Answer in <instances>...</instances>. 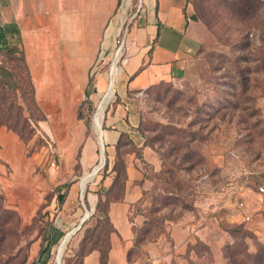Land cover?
<instances>
[{
    "label": "rangeland",
    "instance_id": "1",
    "mask_svg": "<svg viewBox=\"0 0 264 264\" xmlns=\"http://www.w3.org/2000/svg\"><path fill=\"white\" fill-rule=\"evenodd\" d=\"M184 1L207 33L194 67L175 81L171 93L162 89L158 94L143 91L137 96L146 143L153 149H144L142 161L134 158L150 184L132 212V222L138 238L150 229L147 240L157 242L151 254L158 258L154 264H264V191H259L264 187V49L249 37L251 33L264 35V0H257L254 16L247 23L220 0ZM198 13L210 28L198 19ZM119 46L111 45L105 58L92 64L74 107L69 106L75 88L64 94L69 110L52 107L47 94L42 98L47 108L42 109L36 97L32 102L34 84L23 62H9L15 91L0 90V94L5 105H11L12 114L21 109L29 125L18 136L0 128V207L19 215L11 237H5L6 226L0 224V264H55L61 239L38 261L46 230L51 226L65 234L83 216L80 186L98 165L100 153L93 115L107 92L111 59ZM47 48L45 43L33 47L37 60L48 53ZM120 50L117 68L124 60ZM117 75L102 114L103 143L106 117L117 97ZM169 127L181 133L165 136ZM160 136L165 138L156 141ZM168 139L176 142L174 147L181 146L175 155H168L172 147L166 144ZM183 144L193 151L189 162L179 160L185 153ZM130 149L123 147L118 155L123 157ZM104 153L83 195L89 211L97 193L110 182L109 178L101 181L112 161L105 144ZM164 179L168 183L165 191L160 185ZM60 194L64 195L62 204ZM164 202L167 207L162 209ZM165 219L168 223L163 231ZM83 224L68 241L60 264L80 260L81 240L88 227ZM131 257L150 264L140 247Z\"/></svg>",
    "mask_w": 264,
    "mask_h": 264
},
{
    "label": "crops",
    "instance_id": "2",
    "mask_svg": "<svg viewBox=\"0 0 264 264\" xmlns=\"http://www.w3.org/2000/svg\"><path fill=\"white\" fill-rule=\"evenodd\" d=\"M206 33L184 0H0V47L23 53L42 109L47 108L42 104L45 94L55 109L74 107L92 64L103 60L119 41L124 60L114 84L117 102L105 121L104 140L110 145L125 133L136 147L142 146L143 138L136 131L137 96L150 86L184 78L194 67L195 53ZM44 43L48 53L37 60L33 47ZM73 87L75 95L67 108L64 94L73 92ZM126 173L122 199L108 204L114 232L109 237L107 264H140L127 260L134 237L129 218L142 194L133 158ZM156 245L143 246L150 264L158 259L151 255ZM81 264H100L98 251L83 256Z\"/></svg>",
    "mask_w": 264,
    "mask_h": 264
},
{
    "label": "trees",
    "instance_id": "3",
    "mask_svg": "<svg viewBox=\"0 0 264 264\" xmlns=\"http://www.w3.org/2000/svg\"><path fill=\"white\" fill-rule=\"evenodd\" d=\"M220 1L222 3H225L226 5H229V7L234 11V13L237 16H240V17L242 16V23H247L246 21L250 20L254 16V13L256 11L255 10L256 3L258 2L257 0H220ZM196 11L199 12V10H196ZM198 15L200 17V18L198 17V19H200L201 22L207 28H210L211 26L209 25L208 20H205V17H203L201 13L200 14L198 13ZM263 38H264V35L261 39ZM260 47L264 49V45H261ZM199 50L200 48H198V50L195 53L193 65H195L196 63L197 54ZM23 56H24L23 53L17 49H6L5 51H3L2 48L0 47V90L13 91V92L15 91V84H14L15 81H13L15 79L11 78L14 72H12V70L9 68V62L11 61H15V60L22 61L23 69L27 73L28 80L32 82L29 69L25 63V59ZM173 88H174L173 83H170V82L163 83L162 82L157 85L148 87L146 90H144V92L145 93L147 92L148 94H152V93L158 94L159 91H161L162 89H165L164 91L165 92L167 91V94H169L172 92L171 90ZM2 97H3V94H0V128L4 127L9 132H12L13 134L18 136L20 135V133L24 132V130L28 127L29 124L25 118H22L21 109L20 108L15 109V111L17 110V112H15V114H12L11 105H8V106L5 105V101L3 100ZM156 98H158V96H156ZM31 100L32 102H36L34 89L32 90ZM116 100L117 98L115 97L113 101L114 104ZM139 116H140L139 123L136 128V131L143 138V143L141 147H136L133 144V142L130 140L128 135L125 133L119 134L118 140L114 145L107 144L105 143V140H104L105 147L108 150H110L109 157L111 158L112 161H111V166L109 167V170L107 172V176L106 177L102 176L101 181L103 183L106 178H109L110 184L107 187H103L102 190L97 193V196H98L97 201L94 203L93 208L90 211V215L87 218L88 220L85 221L83 224V225L87 224L88 227L84 230V235L81 240L82 253H81L80 260L77 262V264H81L83 256H85L91 251H98L100 255V264H107V254L110 248L109 237L114 232V229L112 228L108 220V216H107L108 204L112 201L120 200L123 197L124 187L127 181L126 166L128 163L129 156L134 155L133 157L134 167L141 174L140 179L136 182L141 188L142 194H141L139 201L133 207L132 212L141 203L143 195H145L146 191L148 190V184H150V181L147 178V176L141 172L140 167L136 165L135 160H134L135 158L136 161H138L139 159H141L142 161L143 160L142 152L144 151V149L146 148L151 149V150L153 149L148 143H146L147 141L146 129L143 126L144 124L143 122L145 119L141 116V113H139ZM168 129L169 131H166L164 133H165V136H168L170 138H173L179 132L181 133L180 130L174 127L173 128L169 127ZM188 134L190 135V137H192L191 135L192 133H190V131L188 132ZM163 138L165 137L160 136L158 137V139H156V137H153V139H156V141L162 140ZM185 143H187L188 145L187 141H185ZM166 144L168 146L169 145L172 146L170 150L169 149L167 150V152L169 151L168 155L170 156L175 155L176 152L180 150L181 148L180 143H179L180 148L177 146L176 147L173 146L176 144V142L173 139H170V140L168 139V142L166 141ZM187 145L183 144L185 153L181 155L179 159L180 162L191 161V155L193 151H191V149H189ZM123 147L131 148L130 150H128V152L125 153L124 155L125 157L118 155V152L120 151V149H123ZM153 172L155 173L158 171L154 170ZM164 180H163L164 184L161 183L160 185L162 189H164L165 191L168 189L167 188L168 183L166 179ZM58 199H59V203L62 204L64 195L60 194L58 196ZM85 202H86V205L88 206L87 199H85ZM166 205L167 203L164 202L162 205V209L166 208L167 207ZM162 209L159 208L157 212H160ZM132 212L129 218L131 222H132V218H131ZM167 220H170V219H167ZM17 221H19V215L15 211L5 209L4 207L2 208L0 207V224H2L4 228L6 226V236H5L6 238L11 237L12 235L11 227L15 226L17 224L16 223ZM165 222H166V219L163 221V223L161 222L163 224V227L161 228V230L163 231L166 229ZM149 230L150 229L146 230L143 236L138 238L137 229L133 225L132 232H133L134 237H133L132 247L127 253V260L129 262H134L133 258L131 257L134 249L138 250V247H140L141 250H143V246L145 244L150 243V241L147 240V235L149 233ZM163 234L164 233L160 235H163ZM63 236H64L63 232L50 226L44 234V241H46V243L42 246L39 252L38 261H41V259H43L45 255L49 254L51 247L55 245L60 239H62Z\"/></svg>",
    "mask_w": 264,
    "mask_h": 264
},
{
    "label": "bare ground",
    "instance_id": "4",
    "mask_svg": "<svg viewBox=\"0 0 264 264\" xmlns=\"http://www.w3.org/2000/svg\"><path fill=\"white\" fill-rule=\"evenodd\" d=\"M120 49L121 48L119 46L118 50L115 51L113 56H112L111 63H110L109 84L107 86V92H106L103 100L96 107V110H95L94 115H93V128H94L95 132L97 133V136L99 134L101 135V137H98V144H99V150H100L99 163L101 162L103 155H104L103 147L101 145V140L103 142V131L101 132V128L99 129V126H100L102 119H103L102 114H103L104 107H105L106 103L110 100V98L113 94V89H114L113 88V82H114L113 79H114V76L116 75V73L118 71L117 62L119 60L120 53H121ZM104 159H103V161H104ZM99 163L92 170V172L90 173L88 178L85 180V182H83V184L80 186V197L83 198L88 179L98 171ZM101 165H100V169H101ZM92 201H93V199H90V202H92ZM68 232H66V233H68ZM66 245H67V238H65L63 240V237H62V239H61L60 243L58 244L56 251H55V258H54L55 264L57 263V261H61V258H62V255H63V252L65 250Z\"/></svg>",
    "mask_w": 264,
    "mask_h": 264
},
{
    "label": "water",
    "instance_id": "5",
    "mask_svg": "<svg viewBox=\"0 0 264 264\" xmlns=\"http://www.w3.org/2000/svg\"><path fill=\"white\" fill-rule=\"evenodd\" d=\"M106 109V108H105ZM104 115V114H103ZM101 128V124H100V126H99V129ZM97 134V133H96ZM97 137H101V135L99 134ZM101 145H102V147H103V151H104V143L102 142V140H101ZM104 157H105V153H104ZM104 164H105V159H104V161H103V163H102V165H101V168L104 166ZM80 200H81V203H82V207H83V209H84V213H83V216L81 217V219H80V221H79V223H78V225L75 227V228H73L72 230H70L68 233H66V234H64V236H63V240L65 239V238H67V243H68V241L70 240V238H71V236L81 227V225L84 223V221L88 218V216L90 215V211L88 210V209H86L85 208V206H84V200H83V198L82 197H80ZM56 264H60V261H57V263Z\"/></svg>",
    "mask_w": 264,
    "mask_h": 264
},
{
    "label": "built area",
    "instance_id": "6",
    "mask_svg": "<svg viewBox=\"0 0 264 264\" xmlns=\"http://www.w3.org/2000/svg\"><path fill=\"white\" fill-rule=\"evenodd\" d=\"M249 37L252 39V41L254 42V43H256L257 45H264V38L263 39H261L260 38V36L259 35H254L253 33H251L250 35H249ZM119 41L117 42V46H119ZM259 191L260 192H263L264 191V187L263 186H261V187H259Z\"/></svg>",
    "mask_w": 264,
    "mask_h": 264
}]
</instances>
